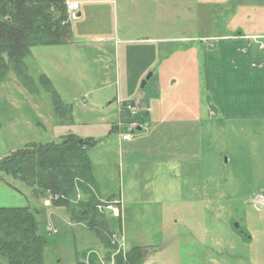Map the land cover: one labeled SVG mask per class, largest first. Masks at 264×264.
<instances>
[{
    "label": "rangeland",
    "instance_id": "374dc122",
    "mask_svg": "<svg viewBox=\"0 0 264 264\" xmlns=\"http://www.w3.org/2000/svg\"><path fill=\"white\" fill-rule=\"evenodd\" d=\"M66 2L77 4L80 14L70 18L66 6L71 42L32 48L21 75L11 70L0 82V160L69 133L94 140L86 151L93 196L103 203L121 200L119 215L105 213L115 250L64 208L53 207L58 195L1 174L0 208L39 211L50 234L43 264H114L106 259L110 252L125 256L133 247L147 250L144 264H264V206L256 202L264 193V133L208 119L203 84L210 41L233 23L244 33H264V0ZM180 37L189 41L174 40ZM187 45L196 48L195 67L191 51L184 60ZM42 76L64 106L63 117ZM137 99L148 103L151 122L128 148L113 128L142 113L122 110ZM193 114L196 121L179 123Z\"/></svg>",
    "mask_w": 264,
    "mask_h": 264
},
{
    "label": "trees",
    "instance_id": "16d2710c",
    "mask_svg": "<svg viewBox=\"0 0 264 264\" xmlns=\"http://www.w3.org/2000/svg\"><path fill=\"white\" fill-rule=\"evenodd\" d=\"M67 16L66 0H0V82L11 70L21 75L23 60L32 48L70 43L72 30ZM41 80L52 92L56 114L63 117L65 108L49 80L45 76ZM95 144L92 139L79 144L72 133L59 142L31 143L2 158L0 174L22 181L41 194L58 195L53 207L64 208L72 221L86 225L107 248L115 250L111 223L98 210L99 201L92 193L94 180L86 151ZM38 216V210L28 207L0 208V258L6 264H43L50 234ZM146 251L133 247L125 256L111 257L110 252L106 259L113 258L114 264H144ZM82 257L87 259L85 254ZM88 264H93L91 259Z\"/></svg>",
    "mask_w": 264,
    "mask_h": 264
},
{
    "label": "crops",
    "instance_id": "0c3cea01",
    "mask_svg": "<svg viewBox=\"0 0 264 264\" xmlns=\"http://www.w3.org/2000/svg\"><path fill=\"white\" fill-rule=\"evenodd\" d=\"M258 6L261 5L259 4ZM250 8H253V6ZM260 8L263 7L261 6ZM227 9L231 10V8ZM256 11V9L253 10L254 13ZM255 23L256 21H253L251 25ZM256 26L260 27L261 22H258ZM240 28H244L243 25L233 23L227 26L222 35H218V38H213L210 41L211 44L208 48L204 47L203 84L206 94L205 114L211 121H235L237 125L242 124L240 129L244 128L248 130V127L253 125L259 134H263L264 53L262 51L264 50V46L262 48L259 42L264 38V33H253L252 31H248V29L246 31L250 33H244V31H240ZM174 40L189 41V39L181 37L180 39L174 38ZM182 50L184 53H188V56L184 57L185 61L190 60L189 51H191V62L195 67V46L187 45ZM135 105L137 110H145L147 112L145 108L146 106L148 107V103H145L142 99H137ZM146 114L141 113L136 119L129 120L138 121L141 117H144L143 128V126L151 122L148 121V113ZM196 120V114H193L185 120L180 119L178 121L179 123L183 121L190 123V121ZM155 128V132L157 133L154 139H157L159 137V124ZM135 133L131 135L129 140L121 141L120 144L128 148L138 144L143 138L142 136L134 138ZM164 134L165 132L163 131ZM0 181H3V178H0ZM223 183L228 184V179H224Z\"/></svg>",
    "mask_w": 264,
    "mask_h": 264
},
{
    "label": "built area",
    "instance_id": "2783aa9c",
    "mask_svg": "<svg viewBox=\"0 0 264 264\" xmlns=\"http://www.w3.org/2000/svg\"><path fill=\"white\" fill-rule=\"evenodd\" d=\"M66 6H67L68 14H70L69 17L70 18H74L75 15H76V12L78 10L77 4H75V3H67ZM125 109H126V111H128L129 113H132V114L135 111L134 106L131 105V104H127L125 106ZM125 128H126V131L127 132H131V131H134L137 128V124L135 122H132L131 121V122H129V123L126 124V127ZM127 132L121 136V139L123 141H126V140L129 139V133H127ZM256 202L259 203L260 205L264 206V193L259 194L257 196ZM117 203L118 202H113V203H107V204H103V205H98L97 208H98V210L100 212H103V211H111V212L116 213L117 210L115 208V205ZM99 264H101V263H99ZM102 264H104V263L102 262Z\"/></svg>",
    "mask_w": 264,
    "mask_h": 264
},
{
    "label": "water",
    "instance_id": "95a60500",
    "mask_svg": "<svg viewBox=\"0 0 264 264\" xmlns=\"http://www.w3.org/2000/svg\"><path fill=\"white\" fill-rule=\"evenodd\" d=\"M150 77H151V73L146 75V77L144 78V80H142L140 84V88H144L146 82L150 79ZM79 144H82V140H79Z\"/></svg>",
    "mask_w": 264,
    "mask_h": 264
}]
</instances>
